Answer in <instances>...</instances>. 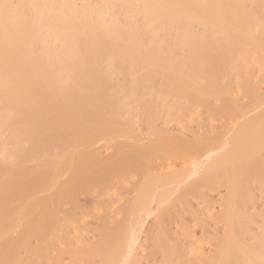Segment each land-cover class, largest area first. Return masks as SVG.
<instances>
[{
    "label": "bare ground",
    "instance_id": "6f19581e",
    "mask_svg": "<svg viewBox=\"0 0 264 264\" xmlns=\"http://www.w3.org/2000/svg\"><path fill=\"white\" fill-rule=\"evenodd\" d=\"M263 76L264 0H0V196L6 191L12 195L9 186H29L18 190L27 198L14 196L18 192L6 195L16 200L8 198L14 208L6 196L0 197L2 207L8 206L0 211V264H19L12 254L16 244L26 240L20 245L26 252L23 259L33 255V264H44L40 259L47 264H142L146 249L149 264H264ZM173 121L182 128L177 127L179 133L168 129L163 134L162 125L167 129ZM187 121L202 131L199 136L193 133L191 142L181 133ZM46 126L62 129L64 136L52 131L51 138ZM39 135L43 139L38 144L33 139ZM67 135L70 143L64 139ZM63 140L70 144L67 148L55 147ZM100 148L110 155L101 162ZM52 156L57 161H48ZM154 160L159 167H152ZM30 161L28 173L30 178L38 174L36 182L27 174ZM157 168L168 170L154 173ZM111 180L132 193L129 197L121 192L117 202L122 203L112 212L117 198L111 201ZM32 185H38L37 190ZM88 188L97 197L102 192L105 204L111 201L113 206L106 213L108 205L101 200L105 206L100 202L102 210L97 208L104 217L86 214L95 221L93 228L97 225L90 229L94 238L75 249L68 235L83 219L74 216V209L77 196L87 195ZM221 188L225 193L216 201L217 212L200 217L191 201L210 211L216 206L210 193ZM22 197L24 202L19 201ZM61 204H70L75 213L64 210L61 217ZM48 205H54V213ZM180 211L212 227L203 228L209 251L195 246ZM51 213L54 220L47 218ZM171 217L179 226L178 235L170 231ZM63 219H70L71 231ZM147 220L149 231L144 229ZM41 227L48 232L37 235ZM22 234L39 238L21 240Z\"/></svg>",
    "mask_w": 264,
    "mask_h": 264
},
{
    "label": "rangeland",
    "instance_id": "374dc122",
    "mask_svg": "<svg viewBox=\"0 0 264 264\" xmlns=\"http://www.w3.org/2000/svg\"><path fill=\"white\" fill-rule=\"evenodd\" d=\"M253 64H255V63L253 62ZM253 64H251V65H253ZM256 64H257V63H256ZM257 65H258V64H257ZM257 65H256V68L259 67V66H257ZM253 66H254V65H253ZM254 67H255V66H254ZM252 68H253V67H252ZM256 68H253V70L256 69ZM258 69H259V68H258ZM255 72H256V70H254V73H255ZM257 73H258V71H257ZM257 73H255V75H257ZM234 74H235V72H234ZM234 74H233V75H234ZM262 74H263V73H261V75H262ZM258 75H259V74H258ZM113 78H114V77H113ZM261 78H262V77H261ZM115 79H116V81H117V78H116V77H115ZM111 80L113 81L112 78H111ZM160 80H161V78L159 77L158 81H160ZM260 80H261V79H260ZM262 80H264V76H263V79H262ZM161 81H162V80H161ZM156 82H157V81H156ZM156 82H155V83H156ZM220 83L223 84V85L225 84V82H223V81L220 82ZM260 84H261V83H260ZM263 84H264V81H263ZM263 84H261V85L263 86ZM158 85H160L159 87L162 86V84H160L159 82H158ZM157 87H158V86H157ZM260 87H261V86H260ZM261 88H262V87H261ZM262 89H264V86H263ZM90 90H91V89H90ZM88 91H89V90H88ZM88 91L86 90L85 92H87V94H88V93L90 92V91H89V92H88ZM260 91H261V90H260ZM85 92H84V93H85ZM261 93H262V91H261ZM90 94H91V92H90ZM262 94H264V92H263ZM85 95H86V93H85ZM90 97L92 98V96H90ZM237 97L239 98V95H238ZM237 97H236V98H237ZM84 99H85V97H84ZM86 99H87V101H88V97H87ZM239 99L242 100L241 97H240ZM243 99H244V98H243ZM123 101H124V100H123ZM125 101H126V100H125ZM127 101H128V100H127ZM127 101H126V103H127ZM245 101H246V100L244 99V101L242 100V102H241V101H240V102L243 103V104H245V103L247 104L248 101H247V102H245ZM133 105H134V104H133ZM130 108H131V107H130ZM133 108H135V107H133ZM133 108H132V109H133ZM132 109H131V110H132ZM135 110H136V109H135ZM135 112H136V111H135ZM61 113H62V112H61ZM95 113H96V112H95ZM134 114H135V113H134ZM62 115H63V114H62ZM96 115H97V114H96ZM64 116H67V115H64ZM64 116H62V118H61L62 120L66 118V117L64 118ZM59 118H60V117H59ZM67 118H68V117H67ZM94 118H97V117H94ZM200 119L202 120V118H200ZM200 119H199V122H200ZM41 120H42V119H41ZM65 120H66V121H69L68 119H65ZM95 120H96V119H95ZM59 121H60V120H59ZM195 121H196V120H195ZM203 121H205V122L207 123L206 118L203 119ZM203 121L201 122L202 125H203ZM39 122H40V121H39ZM39 122H38V123H39ZM63 122H65V121H63ZM169 122H170V121H169ZM173 122H174V123L171 122L170 124L167 123L168 126H169V128H167V129H165L166 127H164V126L162 125V128H160V131H161L163 134H165V133L167 132V130L169 129V131H168L169 133H170V130H171L174 134L179 133V131L177 132V129H178L179 127L175 125V121H173ZM187 122L189 123V125H187L188 123H185V122H184V123L186 124V126H188V127H187L188 129H185L186 126L184 125V130H181L182 132H181V131H180V132L182 133L183 136H185V138H183V139H186V140H188L189 142H191V141H193V140L195 139V137H194V139L192 138V137L194 136L193 133H196V134H198V136H199V134H200V135L202 134V133H201L202 131H201V128H199L200 130L198 129V126H197V125H198L199 122L197 123V121H196V123H197V125H196V123L193 121L194 124H195L197 127H195V126L192 124L193 122H191V121H190V122L187 121ZM41 123H42L41 125H44V124H43V121H41ZM215 123H216V122H215ZM215 123H214V125H216V126H214V127L217 128V124H215ZM217 123H218V122H217ZM60 124H62V123L60 122ZM65 124H66V125H67V124L70 125V123H68V122H65L64 125H65ZM143 124H144V123H143ZM143 124H142V122H141V124L139 123V125H141L140 127H142ZM36 125H37V124H36ZM45 125H46V123H45ZM47 125H48V124H47ZM51 125H52V124H51ZM57 125H58V124H57ZM137 125H138V124H136V127H137ZM144 125H145V124H144ZM144 125H143V126H144ZM204 125H205V123H204ZM218 125H220V124H218ZM58 126H59V125H58ZM165 126H166V124H165ZM37 127H38V125H37ZM56 127H57V126H56ZM64 127H65V126H64ZM144 127H145V126H144ZM177 127H178V128H177ZM194 127H195V128H194ZM203 127H204V126H203ZM38 128H40V130H41L40 124H39V127H38ZM47 128H50V129H51V130H50L51 133L49 132V133H50L49 135L51 136V138H52V137L54 138V135H53V136L51 135V134H52V131H53V130H52V127H50V126L47 127V126H46V129H47ZM68 128H69V126H68ZM68 128H66V130H65L66 132H67V129H68ZM145 128H146V127H145ZM171 128H172V129H171ZM42 129H43V128H42ZM44 129H45V128H44ZM44 129H43V130H44ZM46 129H45V130H46ZM53 129H54V128H53ZM57 129L59 130V129H61V128H57ZM137 129H138V128H137ZM139 129H140V128H139ZM141 129H142V128H141ZM143 129H144V128H143ZM179 129H182V128H179ZM195 129H196V130H195ZM36 130H37V129H36ZM45 130H44V131H45ZM61 130H62V129H61ZM61 130H59V131H57L56 129L54 130V131H57V132H58V133L56 132V133L58 134L57 136H61V134H63V136H64V133H61V134L59 133ZM68 130H69V129H68ZM135 130H136V129H135ZM197 130H198L199 132H198ZM41 131H42V130H41ZM41 131H40V132H41ZM54 131H53V133L55 134ZM63 131H64V129H63ZM65 131H64V132H65ZM137 131H138V130H137ZM141 131H142V130H141ZM141 131L139 130L140 133H141ZM144 131H146V129H144ZM37 132H38V131H37ZM61 132H62V131H61ZM66 132H65V133H66ZM146 132H147V131H146ZM148 132H149V131H148ZM172 132H171V134H172ZM197 132H198V133H197ZM46 133H48V130H47ZM46 133H45V134H46ZM183 133H184V134H183ZM203 133H204V130H203ZM66 134H67V133H66ZM147 134H148V133H147ZM147 134H146V135H147ZM41 135L43 136L44 134L41 133ZM41 135H39V136H41ZM141 135H142V134H141ZM146 135H145V136H146ZM176 135H177V134H176ZM176 135H175V136H176ZM182 135H181V137H183ZM42 136H41V137L36 136V137H38V138H35V139H33V140H34V141L37 140L36 142L38 143V142H39L38 140H39V139L41 140ZM178 136H180V135L178 134ZM34 137H35V134H34L33 138H34ZM45 137L47 138V136H44V138H45ZM48 137H49V136H48ZM55 137H56V136H55ZM66 138H68V135H67V137H66V136L64 137V139H66ZM42 139H43V138H42ZM47 139H48V138H47ZM58 139H63V138L60 137V138H58ZM67 140L69 141V139H66V141H67ZM186 140H185V141H186ZM45 141H47V140L45 139ZM52 141H53V140H52ZM54 141H55V140H54ZM41 142H42V141H41ZM43 142H44V141H43ZM47 142L49 143V141H47ZM58 142H59V140H58ZM61 142H62V141H60V143H54V142H52V143H54V144H60V145H57V146L55 145V147H57V148H58L59 146H62V147L66 146V148H67V147L70 145V144H69L70 141H69L68 144H66V143L64 142V140H63L64 144H63V143L61 144ZM38 144H39V143H38ZM46 145H47V144H46ZM46 145H44V146H46ZM51 145H52V144H51ZM101 145H102V144H101ZM40 146H41V144H40ZM47 146H49V145H47ZM47 146H46V147H47ZM38 147H39V146H38ZM50 147H51V146H50ZM80 147L83 148L84 146H83V147L80 146ZM39 148H40V147H39ZM41 148H43V146H41ZM47 148H48V147H47ZM51 148H52V147H51ZM94 148H96V147H94ZM94 148H93V149H94ZM44 149H45V147H44ZM53 149H54V147H53ZM60 149H62L61 152L64 151L63 148L60 147ZM60 149H59V150H60ZM104 149H105V148H104ZM104 149L100 148L99 150H101V152H102V151H104ZM133 149H134V148H133ZM135 149H136V148H135ZM42 150H43V149H42ZM45 150H46V149H45ZM49 150H50V149H49ZM55 150H56V149H55ZM91 150H92V148H91ZM96 150H97V149H95V151H96ZM99 150H98V151H99ZM140 150H141V149H140ZM46 151H47V150H46ZM56 151H58V149H57ZM65 151H66V150H65ZM67 151H68V150H67ZM67 151H66V152H67ZM95 151H94V152H95ZM106 151H107V149H106ZM106 151L102 152L103 154L100 152V153L102 154V155H101V156H102L101 158H103V159L101 160V158L98 157V158L100 159V160L98 159L100 162L103 161L104 158H106V157L109 155V152H106ZM131 151H135V150H131ZM66 152H65V153H66ZM110 152H111V151H110ZM138 152L140 153V151H137L136 153H138ZM45 153H46V152H45ZM47 153H48V151H47ZM51 153H52V152H51ZM58 153H59V152H58ZM95 153H97V151H96ZM98 153H99V152H98ZM128 153H129V152H128ZM128 153H127V154H128ZM133 153H134V152H133ZM133 153H132V154H133ZM141 153H143V151H142ZM42 154H44V153H42ZM54 154H55V152H54ZM130 154H131V152H130ZM130 154H129V155H130ZM143 154H145V152H144ZM39 155H41V154H39ZM45 155H47V154H45ZM50 155H51V154H50ZM62 155H63V154H62ZM62 155H59V157H61ZM98 155H99V154H98ZM124 155H126V153H125ZM135 155H136V154H134V156H135ZM43 156H44V155H43ZM53 156H55V155H53ZM53 156H52V157H53ZM56 156H58V154H56ZM134 156H133V157H134ZM139 156H140V155H139ZM139 156H138V157H139ZM109 157H110V155H109ZM109 157H108V159H106V160H109ZM125 157L128 158L127 155L124 156V158H125ZM129 157H130V156H129ZM131 157H132V156H131ZM37 158H38V157H37ZM48 158H49V157H48ZM54 158H55V157H53L52 159L49 158L48 161H49V160H50V162H51V160H53V162H54L55 160L57 161V159H56V158L54 159ZM40 159H41V157H40ZM32 160H33V159H32ZM43 160H44V158H43ZM45 160H46V158H45ZM39 161H40V160H39ZM39 161H38V162H39ZM58 161H59V160H58ZM96 161H97V159H96ZM154 161H156V164H154V163H155V162H154L153 165H152V167H155L156 165H158L157 167H159V164H158L159 162L157 163V160H154ZM160 161H161V160H160ZM30 162H31V161H30ZM161 162H162V161H161ZM161 162H160V163H161ZM31 163H32V162H31ZM31 163H27V166H28V167L26 166V167H27V174H28V175H29V173H30V171H31L30 168H33V163H32V164H31ZM93 163L95 164V162H93ZM93 163H92V164H93ZM98 163H99V162L97 161L96 164H98ZM162 163H163V162H162ZM164 163H165V165H164V167H165L167 163H166V162H164ZM92 164H91L92 167L95 166V165H92ZM162 165H163V164H162ZM164 167H163V168H164ZM28 169H30V170H28ZM98 169L100 170V169H101V166H100V168H99V166H98ZM152 169H153V168H152ZM154 169H155V168H154ZM93 170H94V168L92 169V172H93L92 174H93V175H96V174H94V173L97 172V171H96V170H97V167H95V171H96V172L93 171ZM99 170H98V171H99ZM160 170H162V171H160ZM160 170L157 168L156 171H155V172L153 171V172L156 173V172L158 171L159 173L162 174L163 172L165 173V171H167L168 169H164L165 171H164L163 169H160ZM28 171H29V173H28ZM32 171H33V169H32ZM43 171H44V170H43ZM43 171H42V172H43ZM47 171H49V170H47ZM42 172H41V173H42ZM44 172H46V170H45ZM90 172H91V171H90ZM48 173H49V172H48ZM43 174H44V173H42V175H43ZM97 174H99V173H97ZM157 174H158V173H157ZM39 175H40L39 177H43V178H44V176H46L47 174L44 175V176H41V174L39 173ZM89 175L91 176V174H89ZM93 175H92V176H93ZM30 176H31V174L29 175V178H30ZM37 176H38V174H37ZM37 176H36V175L32 176V177H31L32 179L30 178V180L36 182V181H37L36 178H38ZM92 176L89 177L88 179H93L94 177H92ZM34 177H35V180H36V181L33 180ZM97 177H98V176H97ZM128 177H129V176H128ZM128 177H127V178H128ZM132 177H134V176H132ZM132 177H130V178H128V179L130 180V179H132ZM136 177H137V176H136ZM43 178H41V179H43ZM45 178H47V177H45ZM61 178H62V182H61V180H59V182H61V184H64V183L66 184V178H63V177H61ZM127 178H126V179H127ZM1 179H2V178H1ZM4 179H5V177H4ZM4 179H3V180H4ZM38 179H39V178H38ZM64 179H65V182H64ZM95 179H96V177H95ZM95 179H93L92 182L95 181ZM113 179H115V178H113ZM116 179L119 180L120 178H116ZM116 179H115V180H116ZM6 180H7V178H6L4 181H6ZM115 180H111L112 182L114 181V182H113V185H114V183H115V188H113V191H111V192H110L109 190H107V191L105 190V191H106V193H107V192H110V193H112V195L114 194L113 197H111V198H112L111 201H113V200H115V199L117 198L116 201H115V202H117V201L121 198V195H122L121 192L123 193L124 191H122V189H121L122 187L120 188V185L118 184L119 181H115ZM121 180H122V179H121ZM121 180H120V182L122 183L123 180H122V181H121ZM133 180H134V179L130 180V182L133 183ZM42 181H44V179H43ZM42 181H38V182H42ZM45 181H46V179H45ZM89 181H90V180H89ZM125 181H126V180H125ZM125 181H124V183L126 184V182H127L128 180H127L126 182H125ZM134 181H135V180H134ZM34 182H32V183L34 184ZM63 182H64V183H63ZM112 182H110V183H112ZM136 182H137V181H136ZM136 182H135V183H136ZM24 183H25V182H24ZM24 183H22V184H24ZM89 183H91V182H89ZM121 183H120V184H121ZM22 184L20 183V186H21ZM40 184H41V183H40ZM133 184H134V183H133ZM10 185H11V184H10ZM17 185H18V184H15V185L9 186V187L13 188L12 191H13L14 193H17L18 190H19V191H22V190H23V186L25 187V184L22 186V188L20 187L21 190L18 189L19 187H18V188H17V187H13V186H17ZM26 185H27V187H29V186H28V183H26ZM35 185H36V183H35ZM38 185H39V184H38ZM38 185L36 186V188H35L33 185H32V186H33V188H35V189L37 190ZM41 185H42V184H41ZM41 185H39V186H41ZM45 185H46V184H45ZM127 185H130V186H131V184H127ZM1 186H2V184L0 185V187H1ZM42 186H43V185H42ZM42 186H41V187H42ZM87 186H88V185H87ZM92 186H93V185H92ZM98 186H99V185H98ZM121 186H123V183L121 184ZM124 186L126 187V185H124ZM124 186H123V188H124ZM2 187H4V186H2ZM27 187H25L24 189H26ZM93 187H95V185H94ZM6 188H7V187H6ZM11 188H10V189H11ZM16 188H17V189H16ZM33 188H32V189H29V188H28V189L31 190V191H34ZM39 188H40V187H39ZM253 188L255 189V187H253ZM0 189H2V188H0ZM8 189H9V188H7L6 190H8ZM10 189H9V190H10ZM62 189H63V188H62ZM93 189H94V188H93ZM97 189H98V188H97ZM103 189H106V188H103ZM103 189H101V191H102ZM108 189H110V188H108ZM120 189H121V190H120ZM124 189H125V188H124ZM126 189H127V187H126ZM6 190H5V191H6ZM9 190H8V191H9ZM36 190H35V193H36ZM44 190H45V189H44ZM46 190H47V188H46ZM49 190H50V191L52 192V194H53V191H52L51 189H49ZM49 190H48V193H47L48 195H49V193H51V192H49ZM87 190H88V191H87V195H82L83 192H81V194L79 193L80 195L76 193V194L79 195V196H77V199H76V206H77V208L74 209V210H76V213H77V214H75L74 216L77 215L76 217L79 218V220H80V218L82 219V217H83V219H82V221L80 220L81 223H77V220H78V219L76 220V223H77V224H74L75 222L73 223V224L75 225V227H76V229H74V232L71 231V230L73 229V227H72L70 224H72V223H69V224L67 223L71 218H70V219H67L66 223L64 222V221L66 220L65 217H64L65 220H64V219L62 220V221L65 223V225L63 224L64 226H66V224H67V225H70V226L72 227V228H70L69 226H66V227H69V228H70V230H68V228H66V230L71 231L72 234L70 235V234L68 233V231H67L66 233L69 234V235H68V236H69V237H68L69 239H70V238H72V239L74 238V239H73V242H72L71 240H69L67 237H65V239H67L66 241H71V243H73V244L76 243V244L74 245V246L76 247L75 249H77V248L79 247V245L81 246L82 244L84 245L85 243H87L91 238H92V239L94 238V236H90V234L92 233V232L90 231V229L93 228V224L95 223V221H92V220H93L92 217H89L88 215L93 216V215L95 214L96 216H97V215H99V216H103V215H101V213H100L99 210H98L99 208H97V207H100L101 210H102V207H104L105 205H108V204H105V203L108 202V201H107L105 198H102V196H100V194H101L102 192H101V193H98L100 197H99V196L97 197L96 191L94 192V190H93V193H94V194H93L92 192L90 193V191H89L90 189H89V188H88ZM91 190H92V188H91ZM99 190H100V189H99ZM130 190H131V189H130ZM130 190L127 189V191H129V194H130ZM12 191H11V192H12ZM26 191H28V190H25V194H26ZM71 191H72V189H71ZM84 191H85V189H84ZM105 191H103V192H105ZM223 191H224V189L221 188L220 190H218V192H217V191H214V192L210 193V197H209V199L212 198L211 201L213 200V203L215 202L214 204H216V206H215V205H212V207H213L215 210L212 208V209L209 211L210 208H208V211H206L207 208H206V210H205V209H204L205 207H204L201 203H200V205H201V206H200V205H199V202L196 203L197 201L195 202V200L191 201V202H192L191 205H192L193 207L195 206L196 208L199 209L200 212H198V213H199V215H201L200 217H203L202 215H205V214L207 215V213L210 214V212H211V213H212V212H217V210H218V204H217V203H218V202H216V201H219V198H218V197H221V196L225 193V192H223ZM255 191H256V189H255L253 192H255ZM6 192H7V191H6ZM6 192H5V195H2V194H1V196H3V198H4L7 194H8V196H11V197L13 196V192L11 193L12 195H10L9 193H6ZM42 192H43V193H42ZM46 192H47V191H46ZM88 192H89L91 195L88 194ZM98 192H99V191H98ZM125 192H126V191H125ZM125 192H124V195H122V196H126V195H128V196L130 197V196L132 195V193L129 195L128 192H126V195H125ZM132 192H133V189H132ZM257 192H258V190H257L255 193L257 194ZM28 193H30V195H31V192H28ZM28 193H27V195H28V197H29V194H28ZM33 193H34V192H33ZM41 193H42V194H45V191H41ZM41 193H40L39 196H42ZM106 193H105L103 196L107 197ZM258 193H259V192H258ZM263 193H264V191H263ZM18 194H20L19 196H22L23 193H22V192H20V193L18 192L16 195L14 194V196H17ZM36 194H38V193H36ZM36 194H35V195H36ZM47 194H45V195H47ZM84 194H86V191L84 192ZM92 194H93V195H92ZM116 194H117V195H116ZM119 194H120V196H119ZM212 194H213V195H212ZM48 195H47V196H48ZM112 195H109V196H112ZM1 196H0V197H1ZM19 196H18V197H19ZM23 196H24L25 198H27L24 194H23ZM33 196H34V195H33ZM117 196H119V198H118ZM212 196H213V197H212ZM18 197H17V198H18ZM24 197L20 198L19 201L21 200L22 202H24V201H25V200L23 201V198H24ZM31 197H32V195H31ZM48 197H50V196H48ZM52 197H53V196H52ZM64 197L66 198V196H64ZM75 197H76V196H75ZM95 197H96V198H95ZM6 198H7V196L5 197V200H6L7 203H8L9 201L11 202V200H10L11 198L8 197V198H9V201H8V198H7V199H6ZM17 198L15 197L14 199H17ZM25 198H24V199H25ZM35 198H36V197H35ZM44 198H45V197H44ZM65 198H64V199H65ZM94 198H95V199H98V200H94ZM109 198H110V197H109ZM109 198H107V199H109ZM125 198H126V197H125ZM125 198H124V200H125ZM217 198H218V199H217ZM46 199H47V197H46ZM49 199H50V198H49ZM103 199H104V200H103ZM214 199H215V200H214ZM3 200H4V199H3ZM3 200L0 198V201H3ZM47 200H48V199H47ZM66 200H67V199H66ZM101 200L104 202L105 205L103 204V202H102ZM105 200H106V201H105ZM45 201H46V200H45ZM45 201H44V202H45ZM68 201H69V200H68ZM73 201H74V200H73ZM94 201H96V203H99V204L95 205L96 203H95ZM111 201H109L110 204H111ZM13 202H16V200H14V201L12 200L11 203H13ZM17 202H18V199H17ZM49 202H50V200H49ZM49 202H47V203H49ZM64 202H65V201H64ZM100 202H102L101 205L103 204L102 207H101V205H100ZM115 202H114V203H115ZM124 202H125V201H123V203H124ZM3 203H4V201H3L2 203L0 202V211H1L2 208L5 210L6 207H8V206H6L5 204H4V206H6V207H5V208H4V206L2 207L1 204H3ZM20 203H21V202H20ZM20 203H19V204H20ZM62 203H63V201H62ZM121 203H122V201L120 200V202H117L116 204H114L115 206L109 204L111 207H112V206H113V207L111 208V207L108 205V206L106 207V208L108 209L106 213H108V211H110V210H111L110 212H112V211H113L112 209H115L114 207H116L117 204H118V205H119V204L121 205ZM194 203H195V204H194ZM14 204H15V203H14ZM14 204H13V205H14ZM17 204H18V203H17ZM44 204H45V203H44ZM49 204H50V203H49ZM52 204H54L53 201H51V205H52ZM64 204H65V203H64ZM64 204H63V205H64ZM67 204H68V203H67ZM71 204H72V203H71ZM74 204H75V202H74ZM112 204H113V203H112ZM8 205H10V204L8 203ZM11 205H12V204H11ZM11 205H10V207H9L10 209L13 207V206H11ZM63 205L61 204L60 207H62ZM65 205H66V204H65ZM69 205H70V204H69ZM69 205H67V206H63V207H62V209H63V211H62L63 214H62L61 217L64 216V214L66 213L65 211H70V210L72 209V208L70 209L71 205H70V207H69ZM99 205H100V206H99ZM198 205H199V206H198ZM53 206H54V205H53ZM53 206H49V205H48V208H47V209L49 210V207H50V209H51V211H49V212H52V210H53ZM72 206H73V208H75L74 205H72ZM95 206H96V207H95ZM1 207H2V208H1ZM15 207H16V206H15ZM46 207H47V206H46ZM109 207L111 208L110 210H109ZM193 207H192V208H193ZM199 207H200V208H199ZM13 208H14V207H13ZM54 208H55V207H54ZM196 208H195V209H196ZM201 208H203V209H201ZM45 209H46V208H45ZM62 209L60 208V210H62ZM69 209H70V210H69ZM96 209H97V210H96ZM195 209H194V210H195ZM198 209H196V210L198 211ZM55 210H56V209H55ZM55 210H53V211H55ZM64 210H65V211H64ZM72 210H73V209H72ZM74 210H73V211H70V212H74V213H75ZM2 211H3V210H2ZM2 211H1V213H2ZM46 211H47V210H46ZM90 211H94V213H93V212H90ZM97 211H98V212H97ZM101 212H102V211H101ZM103 212H104V211H103ZM110 212H109V215H110ZM180 212H181V211H180ZM183 212H184V211H182V212L179 213V214H180V216H183V218L185 217L184 220H188V222L185 221V223L187 222L185 225H186V226L189 225L188 227H190L189 229L191 230V232H192L194 235L196 234V235H195L196 238H195V236L192 234L193 237H194L195 246H196V245H201V246H202L201 248H203V249H202L203 251H205V252L209 251V250H208V249H209V246H207L208 244H206V242H205V241H206V235H207L208 232H205L204 229L207 228V230L210 231V229H211L212 227H209V228H208V226H209V225H208V226H206V228H205V227H204L205 225H204L202 222H199V223H202V224H199V223H197L196 221H191V220H192L191 216H190V218H191V219H190V218H189V215H187V213H183ZM201 212H202V213H201ZM45 213H46V212H45ZM52 213H54V212H52ZM52 213H51L52 216H51L50 218H49V217H47V218H48V219H52V220H54V219H53V216H54V215H53ZM59 213H60V212H59ZM68 213H69V212H68ZM91 213H92V214H91ZM200 213H201V214H200ZM46 214H48V211H47ZM69 214H70V213H69ZM86 214H88V215L86 216ZM102 214H103V213H102ZM104 214H105V213H104ZM183 214H184L185 216H184ZM67 215H68V214H67ZM67 215H66V218H69V217H67ZM95 215H94V217H95ZM106 215H107V214H106ZM206 215H205V217L208 216V215H207V216H206ZM47 216H50V214L47 215ZM111 216H112V215H111ZM111 216H110V218H111L110 220H113L114 218L111 217ZM61 217H60V218H61ZM94 217H93V218H94ZM103 217H104V216H103ZM106 217L109 218L108 216H106ZM45 218H46V217H45ZM90 218H91V219H90ZM98 218H99V217H96V219H98ZM112 218H113V219H112ZM187 218H188V219H187ZM48 219H45V220L48 221ZM74 219H76V218H74ZM117 219H118V218H117ZM189 219H190V220H189ZM79 220H78V222H79ZM172 220H173V221H172ZM174 220H175V218L173 219V218L171 217V221L169 222V223H170V225H169V226H170V231H171V229H172V230L174 229L173 232H174V231L177 232V235H178V234H180L181 232H180V230H179V226L176 224V221H174ZM193 220H194V218H193ZM206 220H207V221H206ZM74 221H75V220H74ZM147 221H148V222H146L147 224H145L144 229L146 228V231H149L150 229H149L148 227L151 225V224H150L151 219H150V221H149V220H147ZM203 221H206V223L208 224V223H209V218H208V219H205V218H204ZM45 222H46V221H44V223H45ZM63 222H62V223H63ZM93 222H94V223H93ZM174 222H175V223H174ZM182 222H184V221H182ZM41 223H42V227H43V226H44V225H43V222H41ZM41 223H40V224H41ZM96 223H98V222H96ZM148 223H149L150 225H149ZM151 223H152V222H151ZM195 223H196L197 225H195ZM47 224H48V223H47ZM50 224H51V223H50ZM83 224H84V225H83ZM85 224H86V225H85ZM183 224H184V223H183ZM207 224H206V225H207ZM45 225H46V224H45ZM48 225H49V224H48ZM87 225H88V226H87ZM146 225H149V226H146ZM194 225H195V226H194ZM95 226L97 227V225H95ZM210 226H212V225H210ZM42 227H41V229L38 228V230H37L38 233H36L37 235H38V234H41V232L45 231V228H46V227H44L43 229H42ZM50 227H51V226H50ZM96 227H94V228H96ZM175 227H176L179 231H178ZM188 227H187V228H188ZM94 228H93V230H95ZM203 228H204V229H203ZM46 229H47V228H46ZM40 230H43V231H41V232L39 233ZM51 230H52V229H51ZM93 230H92V231H93ZM207 230H206V231H207ZM193 231H194V232H193ZM45 232H48V231H45ZM90 232H91V233H90ZM144 232H145V231H144ZM171 232H172V231H171ZM50 233H51V232H50ZM204 233H205L206 235H203ZM36 234H34V235H30V236H28V237L25 236V234H22V237H21L20 239H21V240H22V239H25V238H26V239H27V238L29 239V237H30V238H31V236L34 237ZM44 234H45V233H44ZM46 234H47V233H46ZM144 234H145V233H144ZM144 234H143V235H144ZM37 235H36V236H37ZM48 235H49V234H48ZM52 236H53V235H52ZM37 237L39 238V236H37ZM37 237H36V239H37ZM143 237H144V236H143ZM201 237H202V238H201ZM49 238H50V237H49ZM141 238H142V237H141ZM36 239L33 238V240H35V242H36ZM143 239H144V238H143ZM196 239H197V240H196ZM198 239H199V240H198ZM204 239H205V240H204ZM33 240H32V241H33ZM141 240H142V239H141ZM19 241H20V240H19ZM26 241H27V240H26ZM26 241H23V242L27 244ZM32 241H31V239H30V242H32ZM52 241H53V240H52ZM91 241H92V240H91ZM23 242L21 241L22 244H24ZM30 242H29V243H30ZM35 242H34V241L32 242V247H33V246H36V245H35ZM64 242H65V240H64ZM89 242H90V241H89ZM144 242H145V241H144ZM147 242H148V243H147ZM150 242H151L150 240L146 241L145 243H143V241H142V244H146V243L149 244ZM179 242H180V243L182 242L181 244H183V243L185 242V240H184V239H181V240H179ZM196 242H197V243H196ZM18 243H19V242H18ZM21 243H19V244L21 245ZM33 243H34V244H33ZM71 243H70V245H73V244H71ZM198 243H199V244H198ZM20 245H17V244H16V246H15L16 248H14L15 251H14V253L12 254V255H14V254L17 255V256H14V257H17V258H14V257L12 256L13 259H15V262H16V259H18L19 264H33V263H35L36 258H35V256L32 255V254H33V251H32V250H31L32 254L30 253V254L32 255V257L29 258L30 256H29V255H28V256L26 255L28 259H26V260L23 259V257L25 256V253H26V252L23 251V250H25V249H23V247L20 248ZM37 245H38V244H37ZM62 245L65 247L64 244H62ZM85 245H86V244H85ZM17 246H19V248H17ZM21 246H22V245H21ZM28 246H29V245H28ZM66 246H67V245H66ZM77 246H78V247H77ZM144 246H145V245H144ZM205 246H206V247H205ZM25 247H27V246H25ZM25 247H24V248H25ZM32 247H30V248H32ZM60 247H61V246H60ZM71 247H73V246H71ZM146 247H148V246L146 245ZM196 247H197V246H196ZM196 247H195V248H196ZM61 248H62V247H61ZM61 248H60V249H61ZM11 249L13 250V248H11ZM18 249H19V251H18V254H17L16 251H17ZM32 249H33V248H32ZM35 249H36V247H35ZM35 249H34V251H35ZM62 249H64V248H62ZM73 249H74V247H73ZM20 250H21V252H20ZM26 250H27V249H26ZM36 250H37V249H36ZM64 250H65V249H64ZM206 250H207V251H206ZM10 251H11V250H10ZM27 253L29 254V251H27ZM10 254H11V253H10ZM146 254H148V250H147V249H146L145 251H143V253H142V255H143L142 258L145 259V260L142 259V261L144 262V263L142 262V264H145V263H146V264H147V263L149 264V260H146V256H147ZM46 255H48V254H46ZM50 255L53 256V254H50ZM50 255H48V256H50ZM12 257L9 256V261H10V258H11V260H12ZM19 258L22 259L21 262H20ZM38 258H39V257H38ZM39 259H40V258H39ZM147 259H148V257H147ZM24 260H25V261H24ZM41 260L44 261V264H45V263L47 264V260H46V259H40V261H41ZM64 260H65V259H64ZM64 260H62V261H64ZM40 261H39V263H40ZM62 261H61V262H62ZM64 262H65V261H64ZM64 262H63V263H64ZM37 264H38V262H37ZM48 264H49V263H48ZM76 264H77V262H76Z\"/></svg>",
    "mask_w": 264,
    "mask_h": 264
}]
</instances>
